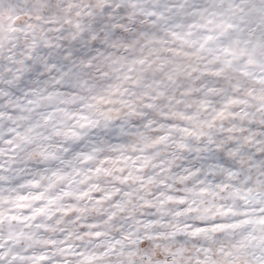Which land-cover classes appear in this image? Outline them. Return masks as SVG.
Listing matches in <instances>:
<instances>
[{"label": "clouds", "instance_id": "clouds-1", "mask_svg": "<svg viewBox=\"0 0 264 264\" xmlns=\"http://www.w3.org/2000/svg\"><path fill=\"white\" fill-rule=\"evenodd\" d=\"M0 264H264V0H0Z\"/></svg>", "mask_w": 264, "mask_h": 264}]
</instances>
